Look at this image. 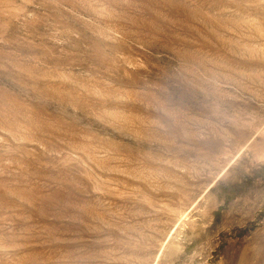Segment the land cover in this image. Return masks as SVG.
Here are the masks:
<instances>
[{"label": "rangeland", "instance_id": "rangeland-1", "mask_svg": "<svg viewBox=\"0 0 264 264\" xmlns=\"http://www.w3.org/2000/svg\"><path fill=\"white\" fill-rule=\"evenodd\" d=\"M0 264H264V0H0Z\"/></svg>", "mask_w": 264, "mask_h": 264}]
</instances>
